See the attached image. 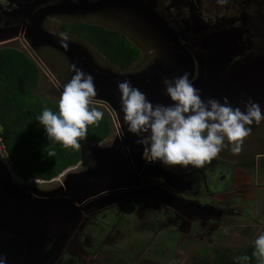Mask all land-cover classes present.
<instances>
[{"label": "flooded vegetation", "instance_id": "1", "mask_svg": "<svg viewBox=\"0 0 264 264\" xmlns=\"http://www.w3.org/2000/svg\"><path fill=\"white\" fill-rule=\"evenodd\" d=\"M130 1L131 4L129 0H0V50L15 44L37 55L48 48L44 45L50 36L61 40L66 36L67 45L79 41L92 45L89 42L92 28H101L116 39L128 40L119 27L124 26L129 32L132 28L138 31L142 25L151 37L164 41L176 54L186 52L191 57L189 78L192 83L200 78L202 62L210 59L209 56L221 57L225 66L211 67L213 73L222 70V77L227 78L234 89L247 86L250 99L259 103L264 114V0H141L144 6L153 7L154 13L166 27L163 30L135 8L138 0ZM208 41L213 43L211 49L207 46ZM91 47L97 50L94 45ZM14 49L18 50V47ZM252 66L257 68L252 80L247 79L242 83L239 80L241 74L236 75V72L241 73ZM256 126L259 124L253 122L246 127L253 131ZM119 131L117 123L116 135H119ZM242 145L246 146L244 143ZM218 158H213L210 164L200 168L177 165L167 169L158 162L149 164L143 159L142 167L136 171L138 177L132 178L129 185L92 198L83 205H76L79 220L75 227H71L70 233L56 232L43 247L33 245L34 258L40 253L50 255L41 261L36 258L35 263L97 264L102 254L91 247L92 244H100L92 231L99 227L110 229L106 241L101 242V249H118L129 240L132 247L145 242L150 244L143 248L145 251H149L152 245L158 248L159 245L175 246L177 241L169 237L168 229L177 235L179 246L186 239L197 242L196 247L204 245L209 250L214 245L224 244L223 240L219 242L220 236L216 240L212 236L231 225L230 220H226L228 217L245 216L246 210H237L233 205L235 200L242 201V197L247 195V187L252 184L244 183L243 189L237 190L234 183L239 172L236 169L245 172L256 167L259 174L264 175V155L258 156L259 160L249 161L250 164L235 163L233 159L225 164L221 162V166L228 169L226 174L218 172ZM19 180L28 182L22 178ZM19 180L12 177L10 170L0 160V185L6 188L8 194L12 188L27 196V184ZM28 186L46 191L38 184ZM257 186H261L260 181ZM237 192L243 196L234 199L232 194ZM31 195L39 198L38 195ZM87 205L88 209L83 210ZM9 230L0 233V240L8 241L13 237ZM145 233L153 236L141 239L139 235ZM206 236L212 238L206 241ZM249 249L251 247L241 256L252 257ZM134 253L130 259L136 260L137 252ZM152 253L156 255L154 250H151ZM25 256L24 249L15 264H25Z\"/></svg>", "mask_w": 264, "mask_h": 264}, {"label": "water", "instance_id": "2", "mask_svg": "<svg viewBox=\"0 0 264 264\" xmlns=\"http://www.w3.org/2000/svg\"><path fill=\"white\" fill-rule=\"evenodd\" d=\"M124 1V0H123ZM131 4V1L128 2ZM135 8L151 19L156 27L166 28L165 25L154 13L153 7H146L138 0ZM61 39L50 36L45 40L46 47L53 48L64 55L76 68L81 69L94 78L96 95L92 98V103H104L115 114L120 126L119 135H114L113 139L104 144L103 141L88 144L87 151L94 162V166L86 171H72L67 169L61 175L65 177L64 186L50 191H41L36 187H29L27 196H22L19 192L11 188L10 194L6 188L0 185V233L8 231L13 235L8 241L0 240V261L4 264H15L24 249L26 250L25 261L27 264H36L50 255L38 254L36 258L32 255L35 249L33 245L43 247L50 241L56 232L68 234L77 225L79 210L76 205H83L88 200L100 195L110 194L119 187L129 185L132 178L138 177L136 171L144 163L142 159L143 147L137 145V137L127 131L124 123V113L121 110V99L118 84L125 80L146 94L148 100L153 104H171L172 101L165 94L164 78H172L181 75L183 72L192 71L191 57L182 52L173 55L171 68H164L158 63L150 66L139 73L116 74L109 68L100 66L92 57L88 49L78 44H69L67 47L61 45ZM178 45L177 42H174ZM173 44V43H170ZM212 41H208L207 46L211 49ZM220 44V43H218ZM226 46V45H225ZM80 50V52H79ZM206 62H202L203 71L200 78L193 82L195 88L201 90L202 99L216 98L223 103V98L227 97L228 102L235 108L244 107L250 97L247 93L249 88L234 89L228 83L227 78L222 77V70L213 73L211 67H224L221 57L209 56ZM217 58H221L217 60ZM204 61V60H203ZM70 70L68 80L59 85L53 93L60 96L63 86L68 83L75 74L74 69ZM208 70H206L205 68ZM224 71V68H222ZM257 68L248 67L243 70L239 80L244 83L247 79L252 80ZM255 71V72H254ZM190 74V73H189ZM243 111V110H242ZM117 123L115 128L117 130ZM103 145L102 147L99 145ZM87 145V146H88ZM70 170L68 173H66ZM12 175V174H11ZM38 181V180H35ZM31 194L38 195L39 198ZM43 196L46 198L43 199ZM10 207V208H9ZM89 205L83 207L88 209ZM9 208V209H8ZM72 227V228H71ZM0 234V236H2ZM35 245V246H36ZM37 245V246H38ZM25 262V264H26Z\"/></svg>", "mask_w": 264, "mask_h": 264}, {"label": "clouds", "instance_id": "3", "mask_svg": "<svg viewBox=\"0 0 264 264\" xmlns=\"http://www.w3.org/2000/svg\"><path fill=\"white\" fill-rule=\"evenodd\" d=\"M61 43L67 47L66 36ZM73 69L75 74L60 93L58 112L45 107L36 119L43 125L49 141L79 149L88 127L98 124L103 113L90 107L96 95L94 78L75 65ZM189 77L185 71L164 78L165 94L172 101L167 105L153 104L130 81L118 84L124 123L127 131L137 137L135 143L143 147L142 159L146 163L158 162L165 169L177 165L203 167L219 154L225 140L238 153L251 132L246 126L264 120L259 103L251 99L245 102L244 111L234 108L227 97L223 103L216 98L202 99L201 90L194 87ZM253 245L252 255L264 264V234L255 238ZM248 260L247 255L235 258L236 264Z\"/></svg>", "mask_w": 264, "mask_h": 264}, {"label": "rangeland", "instance_id": "4", "mask_svg": "<svg viewBox=\"0 0 264 264\" xmlns=\"http://www.w3.org/2000/svg\"><path fill=\"white\" fill-rule=\"evenodd\" d=\"M141 26L138 27V31L137 29L132 28V31L129 32L124 26H122V28L119 27L122 33L127 36L128 41L139 50L138 57L134 61L133 65L125 70L110 63L104 56H102V54L98 52V49H94L89 43L85 41L73 43H76L82 47H86L92 54V57L96 63L104 68H109L116 74L139 73L154 65L155 63H158L164 68H171L174 66V52H172V50L165 44L164 41H161L155 37H151L149 35V31L145 30ZM16 47H18V50L28 55L37 64L39 69L40 77L37 88L34 92L35 96L40 99L58 103L60 96L53 93V91L58 88L59 85L65 83L68 80L73 64L67 60L64 55L53 48L48 47L46 50H43L35 55L32 50L24 51L21 45H11V48ZM27 48L28 47H26V49ZM90 107H94L101 111L104 118L110 124V136L103 141L104 144H106L111 141L116 134L115 123H117L118 120L114 112L104 103L93 102L91 103ZM0 129L2 130L3 134V128L1 126ZM243 143L246 144V146L241 145L240 151L237 153L231 151L232 148H234V145L225 140L221 151L216 156L217 158L219 157L217 160L220 161L217 162L216 166L218 172H222L224 174L227 173L228 169L221 165L222 163H227L228 160L233 159V162L235 163H248L249 161L256 160V158L258 159V156L264 155V121L259 123V126H256V129L251 131L250 134L244 138ZM80 145L83 157L78 164L70 167L71 169L69 168L72 171L83 172L91 169L90 167L94 166V162L87 151V147L90 145ZM229 145H232L231 148ZM210 163L211 162H207L205 165L207 166ZM237 167L239 168V166H236V168ZM9 170L17 180L21 179L18 174L19 169L17 166L15 167L14 171L10 168ZM70 170H68L66 173H68ZM236 170L239 172L237 182L234 183L235 187H238L237 190H242L244 183L249 184L252 182V184L251 186L247 187V195L243 196L238 192L232 194L234 199H237L235 197H238L239 199L241 196H243L241 199L242 201L235 200L233 207L237 210H246L245 216L228 217L226 220L229 219L230 222H228L231 225L212 236H215V240L218 238V236H220L219 242L223 240L224 244L214 245V248L209 250L204 245H198L196 247L198 244L197 242H191L189 239H186L183 244L179 246L180 240L178 239L177 235L174 234L172 229H168L169 237L172 240L174 239L177 241L175 246L171 245L165 247L159 245L158 248L152 245L149 247V251H145L143 248L148 247L150 244L145 242L141 246L137 245L136 247H132V241L129 240L127 243L121 245L118 249H114L112 247L101 249V242L106 241V238L109 236L110 229L106 227H99L92 229V231H94V237L99 239L100 244H92L91 247L93 251H97L99 254H102L101 258L97 260V264H103L104 262V264H210V262L211 264H236L235 258L244 254L248 247H251V249L254 251V239L259 235L264 234V175L259 174V169L256 167L255 169H251V171L246 170L245 172H241L239 169ZM19 181L27 185L34 183V185L37 186L38 184L42 190L50 191L64 186L65 177L60 175L51 181ZM259 181L261 185L260 187L257 186ZM114 235L115 233L111 236ZM139 236L141 239H146L151 238L153 235L151 233H145ZM212 237L206 236L205 239L207 241ZM150 249L154 250L156 255L154 253L151 254ZM90 252L92 253L91 250ZM134 252H137L136 260L130 259L131 254ZM145 252L148 253V255H144ZM116 255H118V260L116 259ZM139 256L141 257L139 258ZM208 256H210L209 259L207 258ZM220 259L223 260L220 261ZM87 264L90 263L88 262ZM241 264H261V261L257 258H253L252 255V257H249L247 262H241Z\"/></svg>", "mask_w": 264, "mask_h": 264}, {"label": "trees", "instance_id": "5", "mask_svg": "<svg viewBox=\"0 0 264 264\" xmlns=\"http://www.w3.org/2000/svg\"><path fill=\"white\" fill-rule=\"evenodd\" d=\"M89 42L123 70L131 67L139 54L128 40L116 39L101 28L90 30ZM39 77L37 64L24 52L14 48L0 50V126L19 177L25 181H51L83 157L80 148H65L49 141L43 125L36 119L45 107L58 112V103L35 96ZM110 131L103 116L98 124L88 127L87 137L80 144L104 141ZM249 251L253 253L252 249Z\"/></svg>", "mask_w": 264, "mask_h": 264}, {"label": "built area", "instance_id": "6", "mask_svg": "<svg viewBox=\"0 0 264 264\" xmlns=\"http://www.w3.org/2000/svg\"><path fill=\"white\" fill-rule=\"evenodd\" d=\"M0 160H2L7 168L11 170H15V164L12 160L11 154L8 150L7 144L5 142L4 136L2 134V130L0 129Z\"/></svg>", "mask_w": 264, "mask_h": 264}, {"label": "bare ground", "instance_id": "7", "mask_svg": "<svg viewBox=\"0 0 264 264\" xmlns=\"http://www.w3.org/2000/svg\"><path fill=\"white\" fill-rule=\"evenodd\" d=\"M7 167V166H6ZM12 177H13V175H12Z\"/></svg>", "mask_w": 264, "mask_h": 264}]
</instances>
